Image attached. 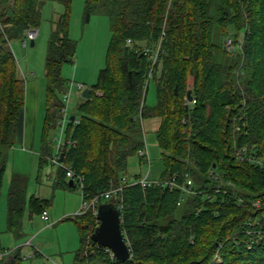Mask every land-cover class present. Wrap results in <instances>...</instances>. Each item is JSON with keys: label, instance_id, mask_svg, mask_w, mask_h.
I'll list each match as a JSON object with an SVG mask.
<instances>
[{"label": "trees", "instance_id": "obj_1", "mask_svg": "<svg viewBox=\"0 0 264 264\" xmlns=\"http://www.w3.org/2000/svg\"><path fill=\"white\" fill-rule=\"evenodd\" d=\"M45 1L0 0V144L7 147L26 103V80L10 42L27 40V30L40 25ZM60 1L65 11L46 55L48 112L40 164L49 161L51 129L65 105L63 64L73 62L77 49L69 35L72 0ZM84 3L85 23L107 15L111 37L91 97L70 121L63 162L82 176L86 198L122 205L131 257L119 260L93 240L100 221L88 211L75 215L81 245L73 264H264V0ZM230 36L241 46L235 52L226 48ZM151 79L154 105L146 101ZM190 89L196 103L187 105ZM147 118L158 121L162 169L159 182L144 187L142 175L128 168L145 147ZM240 147L247 149L245 159L237 157ZM5 170L0 151V186ZM68 178L59 167L56 186L79 189V180ZM189 178L193 184L186 192L180 186ZM25 186L16 175L8 195V228L16 236L23 227ZM110 190L115 192L106 198ZM29 204L31 216L42 215L50 201L33 195ZM23 246L6 248L0 239V252L11 251L0 264H20Z\"/></svg>", "mask_w": 264, "mask_h": 264}, {"label": "rangeland", "instance_id": "obj_2", "mask_svg": "<svg viewBox=\"0 0 264 264\" xmlns=\"http://www.w3.org/2000/svg\"><path fill=\"white\" fill-rule=\"evenodd\" d=\"M84 10V0H72L69 35L76 40L77 49L73 62L63 64L62 75L68 81L73 79L83 83L86 87H91L97 82L99 72L105 66L111 29L110 18L107 15H94L90 22L85 23ZM64 11L65 5L62 1H45L41 6L40 25L36 27L39 30V35L35 39V44L31 45L30 40L28 45L24 46V38L13 39L10 42L21 76L25 80L35 82L31 92L30 86L26 87L25 84L27 89L25 106L34 107V109L37 107L38 111L35 124L33 122L34 131L28 137L29 141L21 142L15 133L12 136L11 146L0 144V151L6 157V170L0 186L1 245L6 248L22 246L35 235L32 246H23V257L20 264H73L75 253L81 245L80 226L75 220V214L81 206L80 190L57 187L59 165L52 164L50 159L48 162L40 164L43 149L42 131L48 112L46 55L52 31L60 14ZM62 97L64 99V94ZM83 99L82 93L78 94L75 89L72 90L67 121L63 126L59 117L56 127L51 129L50 157L56 154L59 141H65L71 116L74 114L77 117L80 116L78 107ZM146 101L148 105H154L157 101L154 79L150 81ZM143 125V139L149 148L150 162L146 158L142 162L140 154L134 155L129 160L128 173H138L142 177L148 174L151 179H159L162 161L160 158L161 149L156 137L158 121L154 118H147ZM16 175L21 178L23 185H26L27 199L22 220L23 227L19 236L9 231L8 228V195ZM33 195L49 199V220H44L38 213L31 216L29 200ZM39 245L41 246L39 247ZM34 249L40 253L24 259V255H29Z\"/></svg>", "mask_w": 264, "mask_h": 264}, {"label": "built area", "instance_id": "obj_3", "mask_svg": "<svg viewBox=\"0 0 264 264\" xmlns=\"http://www.w3.org/2000/svg\"><path fill=\"white\" fill-rule=\"evenodd\" d=\"M39 35V30L37 28H30L27 30V37L28 39L24 41V46H27L28 42L31 40H35ZM226 47H227V50L230 51V52H235L237 51L241 46L239 43L235 42L233 40V38L230 36L228 39H227V43H226ZM148 50V49H147ZM158 56V52L156 53L155 55V60ZM87 87L81 83V82H77L75 80H69L68 81V90L67 92L64 94V101H65V105L64 107L61 109V115H60V123L64 126L65 122L67 121L68 119V113H69V101H70V98H71V94H72V90L75 89L76 92L78 94H81L83 95V92L84 90L86 89ZM186 103L187 105H190V104H195L196 103V100L193 98L192 101H189L188 98L186 97ZM71 120V118H70ZM240 126V125H238ZM240 127H238L239 129ZM67 141L65 139V141H59L58 143V146H57V151H56V154L55 155H52L51 157H49V159L51 160L52 164H58L59 167H64L66 169V174L69 178H77L79 180V182L81 183L79 185V190L81 192V206L79 208V210L76 212L75 215H82V214H85L86 212L88 211H93L95 215L98 216V208H99V196L95 197V198H92V199H88L86 198V196L84 195V189H83V184H82V176L80 175H76V173L74 172V170L72 169V167L68 166V165H65V163L63 162V152H64V147L66 145ZM70 143V141L68 142ZM139 154L143 157H146L147 161L150 162V155H149V148H148V145L146 144V141H145V147L143 149H141L139 151ZM237 157L239 159H245L246 156H248L247 154V149L246 147H240L238 148L237 150ZM139 182L142 184V186L146 187V186H149L153 183H157L159 182L158 179H151L149 177V175L147 174L145 177H141ZM193 184V180L191 178H189L185 184L181 185L180 187L183 188L186 192H190V187L191 185ZM170 186H178V184H176L175 182H169ZM115 192V190H110V191H107L104 196L106 198H110L112 197L113 193ZM257 204H260V201L257 202ZM119 208V211H121V208H122V205H119L118 206ZM42 218L44 220H49L50 219V214H49V211L48 210H45L43 213H42ZM31 242H27L26 244H30ZM10 250H6L4 252H0V258L3 257L4 255H7V254H10ZM34 255V250L29 254V255H26L24 256V258H27V257H31ZM54 264H57V263H54Z\"/></svg>", "mask_w": 264, "mask_h": 264}, {"label": "water", "instance_id": "obj_4", "mask_svg": "<svg viewBox=\"0 0 264 264\" xmlns=\"http://www.w3.org/2000/svg\"><path fill=\"white\" fill-rule=\"evenodd\" d=\"M35 44V40L31 41V45ZM178 88H176V91ZM83 98L91 97V88L87 87L83 92ZM189 101L193 100L192 90L187 93ZM71 120H75V116H71ZM70 184L74 180L69 181ZM98 219L100 221L92 238L97 243L108 247L112 250L119 260H128L131 257L129 244L124 236L121 226V213L118 206L113 203H102L98 208Z\"/></svg>", "mask_w": 264, "mask_h": 264}, {"label": "crops", "instance_id": "obj_5", "mask_svg": "<svg viewBox=\"0 0 264 264\" xmlns=\"http://www.w3.org/2000/svg\"><path fill=\"white\" fill-rule=\"evenodd\" d=\"M32 83V84H31ZM34 81L33 80H31V82L30 81H28L27 79H26V87H28V86H30V92H31V89L33 88V86H34ZM31 84V85H30ZM26 94H27V89H26ZM27 99V98H26ZM34 99H35V93H34ZM37 107H35V109H34V107L33 108H29L27 105L25 106V108H24V110H23V112H22V114H21V117H20V119H19V121H18V124H17V131H16V133H17V135H18V138H19V140L21 141V142H27V141H29L28 140V137L30 136L29 134H31V132H33L34 131V128H33V122H34V124H35V118H36V115H38V111H37V109H36ZM29 109H30V111H29ZM35 127V126H34ZM50 214V213H49ZM42 217V216H41ZM33 237H35V235L33 236ZM33 237L31 238V239H29V240H27L23 245H30V246H32V243H33ZM31 242L30 244H26L27 242ZM15 243H17V242H15ZM17 246H19V245H17ZM16 246V247H17ZM41 245H39V247H40ZM35 248H37L38 250H40L38 247H35Z\"/></svg>", "mask_w": 264, "mask_h": 264}]
</instances>
